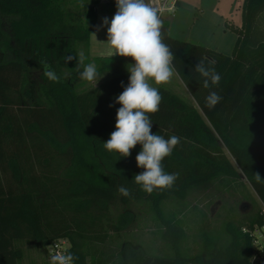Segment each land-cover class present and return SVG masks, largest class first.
<instances>
[{"label": "trees", "instance_id": "obj_1", "mask_svg": "<svg viewBox=\"0 0 264 264\" xmlns=\"http://www.w3.org/2000/svg\"><path fill=\"white\" fill-rule=\"evenodd\" d=\"M82 1L93 6L76 16L66 0H0V264H25L26 247L46 251L62 242L74 264H252L254 248L243 230L264 225L262 210L228 218L218 230L202 214L195 255L188 254L179 217L192 195L230 191L241 175L264 206V184L253 176L264 178V0H244L242 26L231 27L237 35L231 56L172 38L158 13L175 75L192 102L158 87L163 99L149 114L152 131L180 137L163 161L179 176L171 189L150 195L133 180L143 171L135 159L140 145L127 158L103 147L115 131V98L128 84L131 58H95L100 75H108L97 86L80 79L77 59L65 63L68 55L79 57L81 46L88 49L96 32L102 0ZM201 58L221 75L218 87L202 86L193 70ZM41 61L59 83L44 77ZM209 91L222 96L211 110ZM121 185L130 196L118 193ZM172 201L179 217L164 209ZM145 216L157 227L160 248L131 234Z\"/></svg>", "mask_w": 264, "mask_h": 264}, {"label": "clouds", "instance_id": "obj_2", "mask_svg": "<svg viewBox=\"0 0 264 264\" xmlns=\"http://www.w3.org/2000/svg\"><path fill=\"white\" fill-rule=\"evenodd\" d=\"M115 4L117 10L111 21L107 17L103 19V25L107 26L105 43L114 50L113 55L131 58L132 63L126 66L130 74L128 84L115 98V102L120 105L116 112L115 131L103 143V147L127 158L131 156V150L140 145L141 150L135 159L137 167L143 171L136 174L133 180L142 191L150 195L156 190L171 189L179 176L178 173L165 171L163 161L180 144V137L171 135L165 139L154 133L149 115L159 111L163 99L159 88L152 86L149 81L155 85L168 83L176 74L173 63L175 56L163 42L162 21L156 8L146 3V0H115ZM73 59L78 60L75 68L80 79L96 82L97 85L103 76L96 65L86 64L80 71L83 54L78 58L73 55L64 58L65 63ZM41 63L44 77L59 83L61 77L46 62ZM193 70L202 78L204 88L219 86L221 75L211 60L201 58ZM221 100L222 96L218 92L209 91L205 105L211 110ZM253 176L257 184H264V178L259 172ZM117 190L124 197L131 195L130 190L122 185ZM76 259L71 252H58L50 256V264H74Z\"/></svg>", "mask_w": 264, "mask_h": 264}, {"label": "rangeland", "instance_id": "obj_3", "mask_svg": "<svg viewBox=\"0 0 264 264\" xmlns=\"http://www.w3.org/2000/svg\"><path fill=\"white\" fill-rule=\"evenodd\" d=\"M174 13H163V17L170 24V36L179 41L201 45L208 49L231 56L237 40L236 33L231 27L239 29L242 26V6L244 0H178ZM168 0H146L150 6L156 9L167 3ZM172 1L169 2L171 4ZM91 2L82 0H66L65 7L74 15L80 16L86 8L92 7ZM178 6V7H177ZM115 0H102L96 6L98 21L95 35L91 37L89 48L80 47V54H83L82 66L95 63V58L113 57V49L105 41L107 40V26L103 25L105 17L111 21L116 12ZM108 78L104 75L97 85ZM154 87H166L176 95L192 102L188 92L181 82L174 75L166 84L155 85ZM96 82H87V86H97ZM221 189V188H220ZM220 189H211L208 192H201L192 195L187 203L191 207L185 215L179 217L178 205L175 201L167 203L164 209L169 214H175L182 219L187 231L188 242L186 248L188 254L195 255L199 250V222L202 214L208 215V223L211 229L218 230L229 218L235 221L248 219L257 211L264 212V206L250 188L249 183L241 175L230 191L220 192ZM196 209H193V208ZM131 234L137 237L138 241L145 245L154 244L160 248L161 242L155 235L157 229L150 216H145ZM62 252H65L66 245L63 242ZM27 255L25 264L31 261L42 264L44 259L53 255V248L46 251L36 247H26Z\"/></svg>", "mask_w": 264, "mask_h": 264}, {"label": "built area", "instance_id": "obj_4", "mask_svg": "<svg viewBox=\"0 0 264 264\" xmlns=\"http://www.w3.org/2000/svg\"><path fill=\"white\" fill-rule=\"evenodd\" d=\"M170 1H172L171 4H169ZM175 6V0H168L167 3H164L163 5L159 6L157 10L158 13L163 16V13L165 12L174 13ZM243 232L245 234H248L254 248V252L251 259L252 264H264V225L255 226L252 230L244 229ZM62 245L63 242L53 246V254L58 252L64 253L61 251L63 249Z\"/></svg>", "mask_w": 264, "mask_h": 264}, {"label": "crops", "instance_id": "obj_5", "mask_svg": "<svg viewBox=\"0 0 264 264\" xmlns=\"http://www.w3.org/2000/svg\"><path fill=\"white\" fill-rule=\"evenodd\" d=\"M177 3H178V6H179V4H180V3H179V1H178V0H177ZM178 6H177V7H178ZM154 8H155V7H154Z\"/></svg>", "mask_w": 264, "mask_h": 264}]
</instances>
